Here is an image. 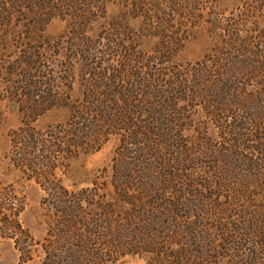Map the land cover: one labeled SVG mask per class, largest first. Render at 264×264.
I'll return each instance as SVG.
<instances>
[{
    "label": "rangeland",
    "instance_id": "1",
    "mask_svg": "<svg viewBox=\"0 0 264 264\" xmlns=\"http://www.w3.org/2000/svg\"><path fill=\"white\" fill-rule=\"evenodd\" d=\"M0 203V264H264V0H0Z\"/></svg>",
    "mask_w": 264,
    "mask_h": 264
},
{
    "label": "trees",
    "instance_id": "2",
    "mask_svg": "<svg viewBox=\"0 0 264 264\" xmlns=\"http://www.w3.org/2000/svg\"><path fill=\"white\" fill-rule=\"evenodd\" d=\"M257 152H260L262 151L261 149L260 150H255ZM2 205V203H0V206ZM0 224H1V230H3L6 234V236L10 239H13L14 242H15V246L17 247V250L19 251L20 255H21V261H29L30 260V256H27L26 255V258H24L22 260V258L25 256V254H27V246H28V241H29V236L27 235V232H25L20 223L18 222L17 220V209L16 211L13 213V218L12 219H8V218H5V216H3L2 218H0ZM24 236L25 239L27 240V242H25V246H20L19 247V244H18V240H19V237L18 236ZM262 236H264L262 234ZM226 238V237H225ZM227 239V238H226ZM225 239V240H226ZM47 250V251H46ZM46 253H47V262H49V264H62L63 261H61L60 259V254L58 253H51L50 251L48 252V248L46 247ZM179 254H177L179 260H183L184 258V254H182V251H179L178 252ZM184 255V256H183ZM177 258V259H178ZM176 259V260H177ZM249 264H254L255 262V259H253L252 257L249 258ZM177 263H179L177 261ZM240 263V262H239Z\"/></svg>",
    "mask_w": 264,
    "mask_h": 264
}]
</instances>
